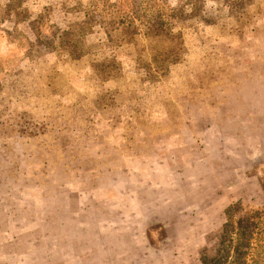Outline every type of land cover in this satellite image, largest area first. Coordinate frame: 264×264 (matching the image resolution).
<instances>
[{
	"label": "rangeland",
	"instance_id": "1",
	"mask_svg": "<svg viewBox=\"0 0 264 264\" xmlns=\"http://www.w3.org/2000/svg\"><path fill=\"white\" fill-rule=\"evenodd\" d=\"M192 1L0 0V264H202L264 215V0Z\"/></svg>",
	"mask_w": 264,
	"mask_h": 264
},
{
	"label": "trees",
	"instance_id": "2",
	"mask_svg": "<svg viewBox=\"0 0 264 264\" xmlns=\"http://www.w3.org/2000/svg\"><path fill=\"white\" fill-rule=\"evenodd\" d=\"M206 0H194L191 2L192 5V13L190 16H195L199 13L200 11V4H204ZM218 3L220 1L224 2V5L226 6H232L234 9L238 10L246 5V1L249 0H214ZM19 2V1H18ZM16 5L21 6L23 4V1L18 3ZM177 10V9H176ZM185 9L181 7V14L180 18H185L184 14ZM171 16L175 15V12L170 14ZM165 23L161 22H156L155 27H148L150 31H153L155 35H158V32L163 30L162 28L164 27ZM258 222L257 223H248L246 221H238L237 222V230H236V239H235V246L230 249L229 253H224V241L228 240L227 236H223L220 245V248L216 251V254L214 257H202L201 261L202 264H264V215L261 213L258 216ZM261 227L260 230L254 232L253 229H256V227ZM253 227V229H251ZM259 235L260 240L263 241V246L261 250V255L258 256L259 261L256 259L251 260L250 259V250L253 246V240L255 235ZM251 260V262H250ZM263 260L261 263L260 261Z\"/></svg>",
	"mask_w": 264,
	"mask_h": 264
}]
</instances>
